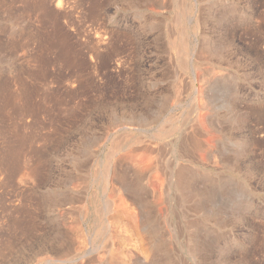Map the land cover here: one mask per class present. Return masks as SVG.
Returning <instances> with one entry per match:
<instances>
[{
    "label": "rangeland",
    "instance_id": "rangeland-1",
    "mask_svg": "<svg viewBox=\"0 0 264 264\" xmlns=\"http://www.w3.org/2000/svg\"><path fill=\"white\" fill-rule=\"evenodd\" d=\"M0 264H264V0H0Z\"/></svg>",
    "mask_w": 264,
    "mask_h": 264
},
{
    "label": "bare ground",
    "instance_id": "bare-ground-1",
    "mask_svg": "<svg viewBox=\"0 0 264 264\" xmlns=\"http://www.w3.org/2000/svg\"><path fill=\"white\" fill-rule=\"evenodd\" d=\"M62 1V0H61Z\"/></svg>",
    "mask_w": 264,
    "mask_h": 264
}]
</instances>
